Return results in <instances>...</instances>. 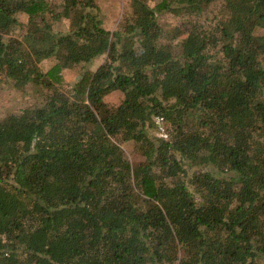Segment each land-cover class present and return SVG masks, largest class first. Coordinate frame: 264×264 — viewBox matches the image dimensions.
Returning <instances> with one entry per match:
<instances>
[{
  "label": "trees",
  "instance_id": "16d2710c",
  "mask_svg": "<svg viewBox=\"0 0 264 264\" xmlns=\"http://www.w3.org/2000/svg\"><path fill=\"white\" fill-rule=\"evenodd\" d=\"M100 5L0 0V264H264V0Z\"/></svg>",
  "mask_w": 264,
  "mask_h": 264
},
{
  "label": "rangeland",
  "instance_id": "374dc122",
  "mask_svg": "<svg viewBox=\"0 0 264 264\" xmlns=\"http://www.w3.org/2000/svg\"><path fill=\"white\" fill-rule=\"evenodd\" d=\"M101 15L106 24V27L110 31L118 30L121 26L120 20L123 13V0H101ZM167 20V19H166ZM104 58H99L94 61L92 68L96 69L100 64L105 61ZM55 64V60H48L44 62L43 68L49 70ZM71 76L69 80H73L74 77ZM123 95L121 93H113L105 98L107 102L110 103H120ZM35 105V100L33 96L29 94H21L16 92L10 84L2 82L0 84V118H3L11 112H18L25 108H29ZM150 132L154 135L159 134V131L156 128H150ZM129 155L131 162H141L142 157L133 150V146L129 145L127 150H125Z\"/></svg>",
  "mask_w": 264,
  "mask_h": 264
}]
</instances>
